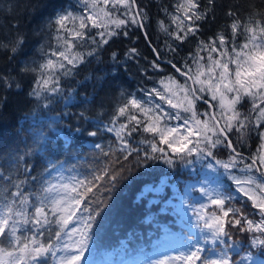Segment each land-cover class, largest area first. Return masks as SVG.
<instances>
[{
	"label": "snow or ice",
	"instance_id": "1",
	"mask_svg": "<svg viewBox=\"0 0 264 264\" xmlns=\"http://www.w3.org/2000/svg\"><path fill=\"white\" fill-rule=\"evenodd\" d=\"M172 8L161 11L174 28L159 22L161 31L178 42L168 44V51L175 54L183 44H195L183 64L167 61L183 81L169 74L157 81L159 87L142 89L139 96L121 93V103L110 118L89 124L93 130L76 128L73 143L85 131L87 137L107 133L115 138L107 145L91 144L93 160H86V169L76 165L65 169L62 163L49 161L42 172L32 175L35 167L18 154L19 149L0 157V264H49V259L53 264H81L94 225L100 226L109 208V195L98 193L111 194L127 179L125 173L131 169L121 160L128 161L133 154L137 167L158 160L169 168L178 163L184 168L199 165L205 177L196 182L199 188L189 185L184 194L191 216L179 245L183 250L153 264H254L253 252L241 249V235L264 255V7L259 18L249 12L247 20L238 6L230 8L226 12L230 35L218 31L207 39L201 38V29L214 18L216 0H176ZM147 21L140 0L61 4L35 30L38 58L36 53L27 55L28 35L18 25L0 39V50L16 61L15 76L0 72V91L14 92L26 104L42 101L43 108L60 98L67 105L71 92L66 93V79L89 58L98 59L99 50L114 37L128 36L133 26L143 30ZM152 52L150 67L162 73V54L158 48ZM137 54L134 47L125 53L129 59ZM112 58H117L115 52ZM7 103L8 96L0 95V109ZM53 172L55 183L50 179ZM209 175L214 187L207 185ZM191 192L199 193L195 203L188 198ZM207 244L214 247L206 249ZM206 252L214 258L203 255Z\"/></svg>",
	"mask_w": 264,
	"mask_h": 264
},
{
	"label": "trees",
	"instance_id": "2",
	"mask_svg": "<svg viewBox=\"0 0 264 264\" xmlns=\"http://www.w3.org/2000/svg\"><path fill=\"white\" fill-rule=\"evenodd\" d=\"M74 2L75 0H0V39L8 37L12 29L18 25L20 30L28 35L26 48L30 46L31 50L27 55L30 57L36 53L38 58V45L33 43V40L39 39L35 35V30L46 23L49 13L54 15V9L59 10L61 4L67 7ZM175 2L176 0H140L148 14L145 29L138 30L133 26L129 29L128 36L114 37L109 45L99 50L98 59L89 58L90 62L81 65L72 77L67 78L64 87L66 93L71 92V101L67 105L65 99L60 98L58 101L54 100L48 108H43L42 101L39 105L35 101L26 104L24 97L14 92L0 91V95L8 96L6 107L0 109L2 112L0 157L19 149L18 154L24 155L27 164L35 167L32 175L42 172L49 161L60 162L65 169L73 165L81 171L86 169L88 167L86 160H93L91 144L99 142L107 145L115 138L107 133L102 134V138L87 137L85 131L83 136L73 143L72 136L75 135L76 128L93 130L89 129V124H94L101 117L110 118L111 113L121 103V93L139 96L142 89H149L162 75L174 74L177 79L181 81L184 79L174 73L167 65V61L173 59L177 64H183L190 50L195 48V44L189 41L180 46L177 53L169 52L168 44L176 46L178 42L162 32L159 24L163 20L171 27L170 19L161 8L168 7L172 11ZM206 2L207 0H202V3ZM29 3L31 7H27ZM237 6L245 20L248 19L249 12L256 13V18H259L258 14L264 7V0H216L215 16L210 18V23L203 25L201 38L207 39L218 31L226 30L230 35L227 27L230 19L226 12ZM145 33L150 39L146 38ZM133 47L138 50V54L129 59L125 53ZM152 48H158L162 54L160 60L162 73H157L150 67L155 58ZM113 52L117 56L115 60L112 58ZM24 58L18 57L21 60ZM15 67L16 61H9L8 56L0 50V72H10L15 76L16 73L12 71ZM24 91H27V82ZM93 98L95 102H92ZM206 107L202 106L199 110L203 111ZM80 113L84 114L83 118ZM58 117L62 118L53 123ZM103 122L107 123V119L105 118ZM68 129H72L73 132L69 133ZM139 139L140 137H136V141ZM252 147L255 145L252 144ZM121 162L126 168L131 169V173H125L127 179H122L111 194L103 191L98 193L101 197L109 195V208L100 226L94 225L90 239L91 245L103 246L99 251L102 258L110 257L115 261L126 248V252L134 249L138 252L143 249V253H149L155 248L163 228L175 218L172 209L165 205L173 194L170 186L174 184L183 186L187 180L192 179V175L195 176L197 170L196 165L184 168L179 163L176 168H169L159 160L137 167L135 154L128 161ZM81 165L84 168H81ZM162 183V191L159 193L152 190L144 191L146 186L155 188ZM240 239L241 249H252L242 235ZM87 249L85 257L98 256L96 248ZM258 252L264 257L261 249ZM96 260L93 259L91 264H95ZM49 264H53L51 259Z\"/></svg>",
	"mask_w": 264,
	"mask_h": 264
},
{
	"label": "rangeland",
	"instance_id": "3",
	"mask_svg": "<svg viewBox=\"0 0 264 264\" xmlns=\"http://www.w3.org/2000/svg\"><path fill=\"white\" fill-rule=\"evenodd\" d=\"M75 3V2H74ZM171 24V21H170ZM171 28H174V25L171 24ZM167 76V75H162ZM161 78V77H160ZM159 78V79H160ZM158 79V80H159ZM157 80V81H158ZM157 81L150 87H159L157 84ZM183 81V80H182ZM204 111V110H203ZM173 123H182V121H174ZM196 172L194 173L195 176L192 175V179H189L186 181V183L183 184V186H176L174 184L173 186H170V190L173 193L171 198H169L165 205L166 207H170L174 213L175 218H173L170 222H168V225H166V228H163V231L161 232L162 235L160 238L157 239L155 243V248L149 252V253H143V249L136 252L137 249H134L132 251L126 252V249L122 251V255L116 259V261L110 257L102 258V256L99 254L100 249H102L103 246L97 245L98 247H95L90 244V240L88 243V247L92 249L98 250V256L94 258L90 257H84L82 258L81 264H91V261L94 259L97 262L95 264H153L154 261H158L160 259H163L167 255H176L178 251H182L183 249L179 247L180 242L185 237V234L188 232L189 229V219L188 217L191 216V211L188 207V203L184 199V194L188 190L189 185L196 184V187L199 188V184L196 183L198 180H205V177L203 173H200V166L196 165ZM197 173H200L199 175ZM65 176H68L69 173L67 171L64 172ZM52 182H56V173H52ZM212 176L209 175L207 177V185L209 187H214L215 185L212 184ZM227 182V181H226ZM230 183V182H227ZM162 184L155 188H151L152 191L159 193L162 191ZM149 190V187H145L144 191ZM199 197L198 192H191L189 195V199L195 203L196 198ZM165 208H163L164 210ZM174 222L175 224L171 223ZM167 227H169L171 230H169ZM177 227L176 229H174ZM204 247L207 248H213L214 246L212 244L204 245ZM129 248V247H128ZM254 255V264H264V257L261 256L258 252V248L252 250ZM88 249L86 248L85 253H87ZM255 251V252H254ZM240 255H243L244 252L242 250L239 251ZM203 255H207L209 258H214L213 254L210 252H206ZM233 257L236 259H239V256L236 253H232ZM101 259V261H99ZM248 264H253V262H248Z\"/></svg>",
	"mask_w": 264,
	"mask_h": 264
}]
</instances>
